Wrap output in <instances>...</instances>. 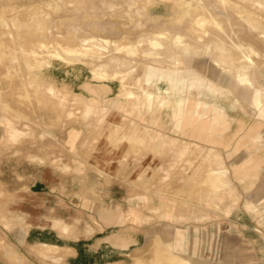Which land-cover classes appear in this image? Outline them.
Returning a JSON list of instances; mask_svg holds the SVG:
<instances>
[{
    "label": "rangeland",
    "instance_id": "obj_1",
    "mask_svg": "<svg viewBox=\"0 0 264 264\" xmlns=\"http://www.w3.org/2000/svg\"><path fill=\"white\" fill-rule=\"evenodd\" d=\"M228 1L0 0V264H264V0Z\"/></svg>",
    "mask_w": 264,
    "mask_h": 264
},
{
    "label": "bare ground",
    "instance_id": "obj_2",
    "mask_svg": "<svg viewBox=\"0 0 264 264\" xmlns=\"http://www.w3.org/2000/svg\"><path fill=\"white\" fill-rule=\"evenodd\" d=\"M219 2L222 5H224L226 3H229L228 0H219ZM204 22H205V19H200L199 21L196 22V24H197L198 27H204V25H205ZM214 24H216V26L219 27V25H218L217 22H214ZM34 25H36V27H37L39 25V23L38 22H35ZM35 30H36V28H35ZM157 36H162V34H157ZM159 39H161V38H154V39H152L151 42L149 43V46L151 48H162V44H161V42H160ZM54 47L56 49H58V50H61L62 53L60 51H57V52L54 51V52H51V53L49 51H47L46 53L49 54V55H51L50 56L51 58L56 59V60L59 59L60 61L64 62L65 64H72V61H71L72 59L70 57H72L74 55H80V56H87V57H89V55L90 56L91 55H95V56L101 55V52H102V50L100 48L95 47V45H93V44L69 46V45H64V44L61 45L59 42H57V43H55V46ZM38 48H40V47L38 46ZM136 48L137 47L134 48V47H132L129 44L128 45H120L117 48H115L114 51L115 52H118V51L120 52L121 51V52H125L127 55H130L131 53H133L136 50ZM184 48H185V45H184ZM23 52H24V50H23ZM28 53L31 54V56H33L34 58H36V56L38 55V52H36L34 50H32V51H30ZM240 53H241V59H242V61L245 62V63H247V64H251L252 60L248 56V54L243 53V52H240ZM114 61H115V59H109V61L107 63H105L103 66L101 65L99 68H96L97 70H93L91 72L93 74V78L95 80H98V81L115 80V78L117 77V73L114 72L113 75H111L110 73H108V71L110 70V65L114 64ZM37 62L40 63L39 61H37ZM240 78L241 77L239 76V79H238L239 84L242 85V86H244V85L246 86V82L244 81V79H240ZM127 79H128V76L126 74V75L121 76L118 80L120 81L121 85H123L124 84L123 81H125ZM242 83H244V84H242ZM123 89L126 90L128 94L132 93L129 89L128 90L126 88H123ZM140 90H142V89H140ZM142 92H143V90H142ZM143 93H145V96H146L145 98H147V101H148V104H149V99H150L151 94L150 93H146V92H143ZM255 104H257V106H260L261 103H259L258 100L256 99ZM85 115H86V113H85ZM217 175H219V173L212 174V177H213L214 181H216L215 177ZM217 182L218 181H216L215 184L210 185L211 188H212L211 189L212 191H214L213 189H218L219 188V186L217 185ZM218 183H220V182H218ZM176 259H178V258H176ZM180 261L181 262L179 264H189V262H187L185 260H182L181 259Z\"/></svg>",
    "mask_w": 264,
    "mask_h": 264
},
{
    "label": "crops",
    "instance_id": "obj_3",
    "mask_svg": "<svg viewBox=\"0 0 264 264\" xmlns=\"http://www.w3.org/2000/svg\"><path fill=\"white\" fill-rule=\"evenodd\" d=\"M215 64V63H214ZM175 100H182L181 98H175ZM260 107H261V104H260ZM173 115V114H172ZM175 115H176V113H175ZM174 116V115H173ZM177 116H178V113H177ZM180 116H182V118L184 117L183 115H180ZM174 119H176V126H178L179 127V124H177L178 123V119L176 118V117H174ZM59 220V219H58ZM61 221V220H60ZM62 222V221H61ZM66 232V231H65ZM64 232V233H65ZM111 237H113V238H111V240H114V236L112 235ZM51 246H47V247H45L44 248V252H42V251H40V254L43 256V257H47V255H48V253L50 252V251H52V250H56V248L54 247H51ZM204 264H207V263H204Z\"/></svg>",
    "mask_w": 264,
    "mask_h": 264
}]
</instances>
